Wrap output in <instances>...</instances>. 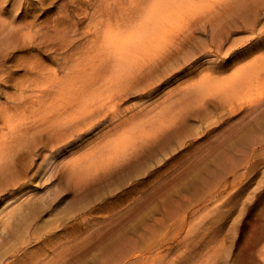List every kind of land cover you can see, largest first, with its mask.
Wrapping results in <instances>:
<instances>
[{
  "label": "rangeland",
  "instance_id": "rangeland-1",
  "mask_svg": "<svg viewBox=\"0 0 264 264\" xmlns=\"http://www.w3.org/2000/svg\"><path fill=\"white\" fill-rule=\"evenodd\" d=\"M78 1L63 0L54 8L58 0H39L33 3L34 13L27 9L24 18L12 11L14 0H0L6 24L15 30L31 22L42 31L58 26L50 29L47 49L21 48L7 61L0 104H18L11 96L24 87L21 84H27L30 91L32 76L35 85L42 84L34 78L36 71L41 78L57 74L51 78L56 92L38 103L7 107L5 114L33 117L55 105L62 108L68 102L67 91L82 84L87 85L85 94L98 93L100 99L108 94L112 86L107 88L106 82L117 78L113 77L117 73L111 67L113 61L106 59L111 51L105 57L101 49L110 41L106 34L118 30L123 19L152 1ZM205 1L185 2L189 12L170 22L186 24L202 17L210 28L217 19L229 23L227 14L238 19L231 8L236 0H210L216 1L211 9L204 7ZM256 7H249L248 15L258 23L264 19V9ZM244 30L230 35L231 39L247 38L249 27ZM75 42L80 45L76 53L70 50ZM66 52L72 58L62 67L55 58ZM257 57L264 58V49L242 65ZM209 65L199 68L193 79L187 76L154 96L145 111L138 107L146 99H136L137 93L128 96L124 113L114 118L119 123L110 133L70 155L60 156L57 150L64 142L54 143L55 139L34 161L26 159V152H5L11 138L6 133L12 127L0 120V157H11L17 176L0 187V264H264V99L250 108L264 87L255 85L241 95L220 92L205 106L192 105L189 85L205 81L202 70ZM28 69L33 71L28 73ZM235 71L221 74L209 69L211 85ZM88 79L98 80V85L94 82L91 88ZM100 102L105 108L109 99ZM78 109L79 104L64 117L71 118ZM173 114L178 115L172 118ZM109 116L111 112L105 109L87 126ZM160 119L167 120L164 130L157 126ZM258 126L262 127L257 130ZM125 132H132L133 137L124 143V151L110 152V143L126 138ZM143 133H147L144 141L140 139ZM246 134L248 141L239 143V137ZM238 143L242 146L235 148ZM104 161L108 168L98 164L100 168L92 171L94 164ZM154 172L151 180L142 183Z\"/></svg>",
  "mask_w": 264,
  "mask_h": 264
},
{
  "label": "bare ground",
  "instance_id": "bare-ground-1",
  "mask_svg": "<svg viewBox=\"0 0 264 264\" xmlns=\"http://www.w3.org/2000/svg\"><path fill=\"white\" fill-rule=\"evenodd\" d=\"M151 1L150 4H146L145 7L138 9L133 16H128L126 19H123V22L118 26V30H111L106 34V37L110 39V41L108 40V45L106 44L105 46L109 49L105 50V46L102 48L101 46L98 47L104 50L105 57L109 50L111 51L112 54L106 57V59L113 61L111 67L117 73L113 76L117 78H108V84L106 82V86L107 88H109L108 85L112 87L108 89L107 95L103 94V98H96L98 93L96 95L91 94V92L85 94L83 88L87 87V85L82 84L78 89L70 88L66 95H63L68 102L62 104V108L55 105L50 109L46 108L41 111L42 113L33 117L30 115L24 117L21 115L9 116L7 113L5 114L6 109H9L7 107L16 109L19 104L21 105V102L22 104L27 103L28 105L29 102L31 104L35 102L38 103L45 97H49L46 96L47 94H51L52 91L56 92V90H53L56 86L51 83V78L52 75L57 74L51 72L49 78H41L43 75L36 71L34 78L35 80L39 78V83L42 82V84L35 85L32 76L30 77L32 84V89L30 91L26 88L27 84H21L20 86L24 87L17 88L18 91L16 90L14 95L11 96L15 98L18 104L14 102L11 106L8 104H0V120L6 123L9 129L12 127L6 133V135H10L11 138L5 149L9 151L5 152H26V159L28 161H34L39 155V152H46L45 148H47L50 141L55 139L56 141L54 143L64 142L65 144L74 138L88 123L94 122L98 115L101 114V111L105 109L110 111L114 118L123 115L124 111L122 106L125 98L136 93L137 97L146 96L147 91L153 87L155 83L170 77L174 71L180 67L195 64L196 72L194 75L189 76L190 79H193L194 76L200 73L198 72L199 68L205 66L206 63L210 64L202 70V73L206 75V80L191 83L189 85L192 91L189 97L190 101L193 103L192 105H198L199 103L205 106L210 101V98L212 99L214 95H220V92L223 93L226 91L229 94L234 93V95H241L246 89H252L255 85H259L261 88L264 87V58L257 57L252 59L251 63L247 66L242 65V62L250 59L254 54L264 49V44L262 43L264 40L255 39L264 35V23H262L264 19H260L257 23L256 19L251 20L248 15L249 7L250 10L255 6H257L256 8L261 6L264 9V0H260L259 2L254 0L252 4H250V0H236L235 6L233 5L231 8H233L232 13L237 12L236 15H238V19L235 20L234 17L229 18V14H227L228 18L225 19H229V23L225 20L217 19L216 22L211 23L210 28L207 27V22H204L202 17L198 18L199 16H197L198 19H193L186 24H183V22H178V24L170 22V18L176 17L177 19V17L180 18L189 12L190 8L183 6V4L189 0ZM71 2L76 3L79 1L71 0ZM179 2H181L180 7ZM215 2L216 1L207 0L205 1L204 7L210 9L215 8ZM33 3L32 0H14L12 11L18 14V17L24 16V18H27V14L29 13L26 12L27 9L33 12L36 8L33 6ZM88 3L92 4V0L88 1ZM65 6V9H67V5ZM180 13L183 14L180 15ZM108 14L111 13L108 12ZM6 15L7 14L0 11V95L3 92L1 83L5 81L7 70L9 69L6 65L7 61H11L16 56L15 52L21 48H31L35 46L46 48L49 43L50 29L57 30L58 28L57 25H52L49 30L42 31L41 27L31 22L15 30L14 25L11 23L6 24ZM239 20H241L240 23ZM32 21H36L35 18H33ZM69 23L71 24L72 21ZM257 25H259L260 28H258ZM9 26H11V28H9ZM243 27H249L250 35L245 39H231L230 35L233 36L245 32V30L243 31ZM225 28H227L228 31H226ZM39 31L41 32L39 36L40 40L37 37ZM224 31L225 33H223ZM202 35H205L206 38H201ZM43 39L46 40V43H44ZM72 48L73 49H70L71 52H79L80 45L75 42ZM237 49H246L245 54L235 59L226 58L227 54ZM71 58L70 54L66 52L60 59H55L58 65L64 67L71 61ZM34 68V66H31V69ZM112 68L110 72H112ZM209 69H215L216 72L221 74L232 69H236V71L221 82L216 80L215 85L212 86V81H210L208 77ZM32 71L33 70L28 69V73ZM94 82L95 86L98 85V80L95 79L91 82L90 79H88V85H90L91 88H94L92 87V83ZM15 85L17 87L19 86L17 83ZM76 91L79 92L76 94ZM94 92H96L95 89L94 91L92 90V93ZM226 92L224 95H226ZM57 94L61 96L59 92H57ZM8 99H10V97H8ZM107 99H109V103L106 104L105 108L101 107L100 101L106 103ZM151 99L143 101L138 108H140L141 111H145V108H149L146 103ZM263 99L264 90L260 91V96H257L256 102L250 108L254 109L258 107L260 101ZM78 104L79 109L70 116L71 118L64 117L69 109L77 107ZM180 113L182 114V111H180ZM177 115L178 114H173L172 118ZM54 118H57L56 121H54ZM166 123L167 120L160 119L158 120L157 126L164 130V125ZM67 125L69 127H67ZM142 126L145 125L141 124V127ZM261 127L258 126L257 130ZM125 133L128 134L126 138H118V142L115 140L114 143H110L112 147L110 152H116L118 150H120V152L124 151V143L132 136V132ZM142 136L140 139L144 141L147 133H143ZM248 137L249 134L240 136L239 143H246L249 139ZM18 138L19 141L17 142ZM239 143L234 144V147L242 146ZM48 152H50V150H48ZM98 164H100V167L103 169L108 168V164L105 161L99 162L94 164L95 167L92 170L93 172L100 168L96 167ZM16 180L17 176L13 169L11 157L10 159H7L5 156L0 157V187H4ZM13 264H18V261H14Z\"/></svg>",
  "mask_w": 264,
  "mask_h": 264
},
{
  "label": "snow or ice",
  "instance_id": "snow-or-ice-1",
  "mask_svg": "<svg viewBox=\"0 0 264 264\" xmlns=\"http://www.w3.org/2000/svg\"><path fill=\"white\" fill-rule=\"evenodd\" d=\"M61 2H63V0H58V3L57 5L54 6V8L59 7V3ZM34 3L38 4L39 0H34ZM54 8L46 9L45 14H47L48 11L54 10ZM36 10L39 11L38 8ZM262 23H264V21H262ZM255 39L264 40V35L259 36ZM245 51L246 49L233 50L232 53L227 54L226 58L227 59L239 58L245 54ZM195 72H196L195 64L186 67H180L176 69L170 77L155 83L154 86L147 91L146 96L138 97L136 99H151L153 96L163 93L167 89L174 86L179 80H182L187 76L194 75ZM128 103H132V101L129 100ZM118 123L119 120L114 119L113 116H109L106 119H103L94 125L85 126L75 135L74 138H72L65 144L61 145V147L57 151L59 152L60 156L70 155L73 152L79 151L84 146L92 143L93 141H98L106 134H109L110 130L114 128ZM168 163H171V160ZM167 166H168L167 164H164L162 167H167ZM155 174L156 173L154 172L152 175L144 177L142 179V183H147L149 180L153 178ZM182 246L183 245L178 246L175 251H179L180 247ZM177 264H182V261H177Z\"/></svg>",
  "mask_w": 264,
  "mask_h": 264
}]
</instances>
